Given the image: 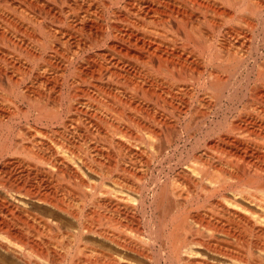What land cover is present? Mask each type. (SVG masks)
<instances>
[{
    "label": "bare ground",
    "instance_id": "1",
    "mask_svg": "<svg viewBox=\"0 0 264 264\" xmlns=\"http://www.w3.org/2000/svg\"><path fill=\"white\" fill-rule=\"evenodd\" d=\"M0 264H264V0H0Z\"/></svg>",
    "mask_w": 264,
    "mask_h": 264
},
{
    "label": "rangeland",
    "instance_id": "2",
    "mask_svg": "<svg viewBox=\"0 0 264 264\" xmlns=\"http://www.w3.org/2000/svg\"><path fill=\"white\" fill-rule=\"evenodd\" d=\"M97 49L99 50V48H96V49H95V48H92V49H90L88 52H89L90 54H92V52H93V53L96 52ZM32 65H33V64H32ZM189 147H190V146H187L186 149L189 150ZM188 150H186V151H188ZM181 151H182V154H183V155L186 154V151H185L184 153H183L184 150H181ZM176 156H177V155H176ZM176 156H175V157H176Z\"/></svg>",
    "mask_w": 264,
    "mask_h": 264
}]
</instances>
